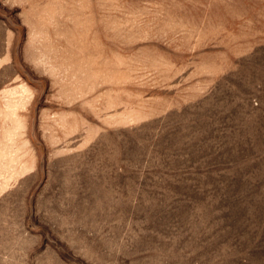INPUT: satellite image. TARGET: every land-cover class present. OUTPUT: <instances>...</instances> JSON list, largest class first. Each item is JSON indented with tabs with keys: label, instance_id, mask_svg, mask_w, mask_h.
Instances as JSON below:
<instances>
[{
	"label": "rangeland",
	"instance_id": "rangeland-1",
	"mask_svg": "<svg viewBox=\"0 0 264 264\" xmlns=\"http://www.w3.org/2000/svg\"><path fill=\"white\" fill-rule=\"evenodd\" d=\"M0 264H264V0H0Z\"/></svg>",
	"mask_w": 264,
	"mask_h": 264
}]
</instances>
